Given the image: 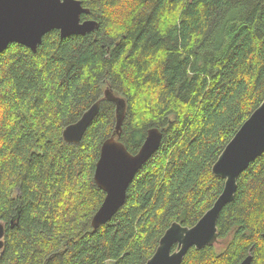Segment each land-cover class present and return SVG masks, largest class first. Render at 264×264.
<instances>
[{
    "label": "trees",
    "instance_id": "1",
    "mask_svg": "<svg viewBox=\"0 0 264 264\" xmlns=\"http://www.w3.org/2000/svg\"><path fill=\"white\" fill-rule=\"evenodd\" d=\"M86 34L48 32L37 51L0 54V264H146L174 222L195 225L226 179L213 166L264 100V0H80ZM136 154L152 128L158 150L125 203L95 229L106 193L95 180L116 133ZM97 101L81 142L65 128ZM218 241L182 264H264V152L238 178Z\"/></svg>",
    "mask_w": 264,
    "mask_h": 264
},
{
    "label": "water",
    "instance_id": "2",
    "mask_svg": "<svg viewBox=\"0 0 264 264\" xmlns=\"http://www.w3.org/2000/svg\"><path fill=\"white\" fill-rule=\"evenodd\" d=\"M89 12L90 9L84 7L80 0H0V54L12 42L37 51L43 37L53 30H59L64 37L92 32L99 26V21L83 20L82 14ZM105 96L116 102V131L120 137L126 101L108 90ZM99 110L100 102L97 101L78 121L69 124L64 130L65 140L70 143L81 142ZM162 136L159 128L150 129L136 154L128 151L124 143L115 137L104 142L95 179L106 196L92 221L95 228L111 220L125 203L131 180L158 150ZM263 152L264 100L242 124L213 166V173L226 179L225 187L214 205L193 226L172 223L146 264H182L192 247L203 248L217 243V223L221 211L234 199L240 174ZM4 233L5 225L0 223V249L4 244ZM175 245L177 249L173 251ZM251 261L252 256L249 255L240 264H251Z\"/></svg>",
    "mask_w": 264,
    "mask_h": 264
},
{
    "label": "bare ground",
    "instance_id": "3",
    "mask_svg": "<svg viewBox=\"0 0 264 264\" xmlns=\"http://www.w3.org/2000/svg\"><path fill=\"white\" fill-rule=\"evenodd\" d=\"M4 50H5V49H4ZM109 92H110V91H109ZM116 97H117V96H116ZM105 98H106V96H105ZM107 99H108V98H107ZM108 100H109V99H108ZM99 102H100V101H99ZM96 116H97V115H96ZM96 116H95V117H96ZM92 121H93V120H92ZM92 121H91V122H92ZM161 132H162V131H161ZM162 134H163V133H162ZM147 135H148V134H147ZM63 137H64V133H63ZM112 137H115L116 139H118L117 131H116V133H115ZM112 137H111V138H112ZM146 138H147V137H146ZM109 139H110V138H109ZM109 139H107V140H109ZM107 140H106V141H107ZM119 140H120V138H119ZM145 140H146V139H145ZM120 141H121V140H120ZM103 144H104V143H103ZM101 149H102V148H101ZM137 153H138V152H137ZM132 154H133V153H132ZM100 155H101V153H100ZM99 159H100V158H99ZM98 161H99V160H98ZM142 166H143V165H142ZM142 166H141V167H142ZM141 167L138 169V171L141 169ZM138 171H137V172H138ZM244 171H245V170H244ZM244 171H243V172H244ZM134 178H135V176H134ZM134 178L131 180V182L134 180ZM95 180H96V179H95ZM96 182H97V181H96ZM131 182H130V183H131ZM97 184H98V183H97ZM129 185H130V184H129ZM105 193H106V192H105ZM103 202H104V201H103ZM102 204H103V203H102ZM101 206H102V205H101ZM100 208H101V207H100ZM100 208H99V210H100ZM99 210H98V211H99ZM98 211H97V213H98ZM97 213H96V214H97ZM96 214H95V216H96ZM95 216H94V217H95ZM94 217H93V219H94ZM92 221H93V220H92ZM95 229H96V228H95Z\"/></svg>",
    "mask_w": 264,
    "mask_h": 264
},
{
    "label": "flooded vegetation",
    "instance_id": "4",
    "mask_svg": "<svg viewBox=\"0 0 264 264\" xmlns=\"http://www.w3.org/2000/svg\"><path fill=\"white\" fill-rule=\"evenodd\" d=\"M177 249V245L174 246L173 251Z\"/></svg>",
    "mask_w": 264,
    "mask_h": 264
}]
</instances>
